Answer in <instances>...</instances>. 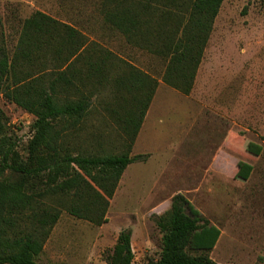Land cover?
<instances>
[{"label": "rangeland", "instance_id": "1", "mask_svg": "<svg viewBox=\"0 0 264 264\" xmlns=\"http://www.w3.org/2000/svg\"><path fill=\"white\" fill-rule=\"evenodd\" d=\"M99 5L100 0H0V49L9 59L23 21L41 11L159 81L131 152L149 157L125 170L107 222L97 226L63 210L37 262L106 264L124 230L132 232L135 262L158 259L162 233L155 218L182 194L221 231L214 249L190 250L192 255L206 253L219 264H264V0H224L188 96L162 82L164 61L105 24ZM94 101L68 145L76 152L122 153V129L106 110L110 89ZM0 111L7 135L26 156L35 117L2 93ZM241 163L252 167L247 177L239 176Z\"/></svg>", "mask_w": 264, "mask_h": 264}, {"label": "trees", "instance_id": "2", "mask_svg": "<svg viewBox=\"0 0 264 264\" xmlns=\"http://www.w3.org/2000/svg\"><path fill=\"white\" fill-rule=\"evenodd\" d=\"M223 2L100 0L98 9L128 44L164 61L162 82L188 96ZM158 86L157 78L90 42L72 24L41 11L23 21L12 57L0 49V93L35 120L23 156L0 111V264H39L63 210L97 226L107 222L125 170L149 157L131 152ZM105 89L111 91L106 110L122 129L124 151L76 152L68 143L77 139L94 98ZM251 170L241 163L239 176ZM155 222L162 233L158 259L135 262L132 232L124 230L106 264H219L206 253H190L214 249L221 231L184 195H175Z\"/></svg>", "mask_w": 264, "mask_h": 264}, {"label": "crops", "instance_id": "3", "mask_svg": "<svg viewBox=\"0 0 264 264\" xmlns=\"http://www.w3.org/2000/svg\"><path fill=\"white\" fill-rule=\"evenodd\" d=\"M132 165V164H131ZM129 167V166H128ZM221 237V236H220ZM220 239V238H219Z\"/></svg>", "mask_w": 264, "mask_h": 264}]
</instances>
